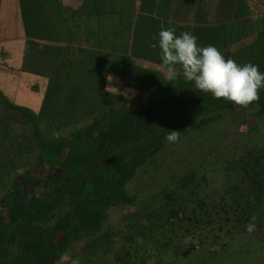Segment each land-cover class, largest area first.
I'll use <instances>...</instances> for the list:
<instances>
[{
    "label": "rangeland",
    "instance_id": "1",
    "mask_svg": "<svg viewBox=\"0 0 264 264\" xmlns=\"http://www.w3.org/2000/svg\"><path fill=\"white\" fill-rule=\"evenodd\" d=\"M259 37L249 43H255L253 53L248 49L237 56L264 66V36ZM163 86L156 87L151 100L159 97ZM24 95L16 91L11 97L0 89V202L11 199L16 181L21 188L13 197L27 201L31 194H39L38 183L46 173H58L55 166L35 167L38 141L16 110ZM6 102L12 109L5 107ZM90 125L56 133L50 124H40V130L44 141L54 144L59 137L68 140L79 132L85 137ZM263 147L264 114L256 105H232L178 142L164 143L126 185L133 205L109 210L103 228L106 237L98 249L87 247L92 238L84 239L56 264H264V216L256 221L254 232L246 231L249 179L244 167L238 174L231 167ZM30 170L34 182L29 187L24 176ZM171 193L178 204L175 218H167L171 208L164 197ZM200 197L206 199L208 213L190 214L191 203Z\"/></svg>",
    "mask_w": 264,
    "mask_h": 264
},
{
    "label": "crops",
    "instance_id": "2",
    "mask_svg": "<svg viewBox=\"0 0 264 264\" xmlns=\"http://www.w3.org/2000/svg\"><path fill=\"white\" fill-rule=\"evenodd\" d=\"M263 18L264 0H0V89L25 92L18 107L41 124L63 118L67 133L172 79L151 47L160 30L236 57Z\"/></svg>",
    "mask_w": 264,
    "mask_h": 264
},
{
    "label": "trees",
    "instance_id": "3",
    "mask_svg": "<svg viewBox=\"0 0 264 264\" xmlns=\"http://www.w3.org/2000/svg\"><path fill=\"white\" fill-rule=\"evenodd\" d=\"M256 36H264V18L256 28ZM254 44L239 53L248 49L253 53ZM239 56L233 59L238 64H255L264 72L263 65ZM259 97L244 108L256 105L259 114H264V89L259 90ZM232 105L196 89L181 71L163 86L157 99L117 108L87 127L85 137L79 132L68 140L59 137L54 144L42 138L40 118L27 108L17 107L38 141L35 167L55 166L58 173H46L38 183L39 194H31L27 201L13 197L21 188L20 181H16L11 199L0 202V264H56L67 250L87 238H92L87 247L98 249L106 237L103 228L109 210L133 205L134 199L125 187L167 142L168 131H178L180 137L190 135ZM12 106L5 104L7 109ZM42 111L48 113L50 109ZM58 114L60 111H56ZM62 120L58 117L50 123L56 133L68 127ZM247 157L235 160L231 167L234 174L244 167L249 179L245 202L248 211L245 209L244 215L250 222L255 215L256 221L264 216V147L250 151ZM32 173L30 170L24 176L25 186L34 182ZM164 198L170 201L166 203L171 208L167 218L177 217L176 194H165ZM207 207L206 199L200 197L191 203L190 214H207Z\"/></svg>",
    "mask_w": 264,
    "mask_h": 264
},
{
    "label": "clouds",
    "instance_id": "4",
    "mask_svg": "<svg viewBox=\"0 0 264 264\" xmlns=\"http://www.w3.org/2000/svg\"><path fill=\"white\" fill-rule=\"evenodd\" d=\"M157 37L158 42L151 47L159 48L161 65L166 67L171 78L176 77L175 66L178 65L185 80L216 99L222 98L242 107L259 100V90L264 89V72L259 71L258 65L238 64L222 55L214 45L200 46L197 36L190 32L176 35L175 28H167L160 30ZM165 140L178 142L180 132L168 131ZM255 221L253 216L246 225L248 233L255 231Z\"/></svg>",
    "mask_w": 264,
    "mask_h": 264
},
{
    "label": "flooded vegetation",
    "instance_id": "5",
    "mask_svg": "<svg viewBox=\"0 0 264 264\" xmlns=\"http://www.w3.org/2000/svg\"><path fill=\"white\" fill-rule=\"evenodd\" d=\"M243 108H244V107H243ZM91 125H92V124H91ZM91 125H90V126H91ZM135 176H136V175H135ZM125 188H126V187H125ZM126 192H127V190H126ZM127 194H128V193H127Z\"/></svg>",
    "mask_w": 264,
    "mask_h": 264
}]
</instances>
